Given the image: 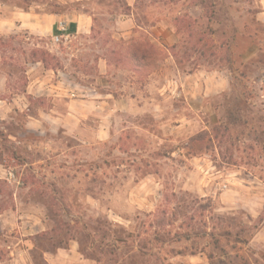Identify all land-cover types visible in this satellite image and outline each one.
Returning <instances> with one entry per match:
<instances>
[{
  "label": "rangeland",
  "instance_id": "rangeland-1",
  "mask_svg": "<svg viewBox=\"0 0 264 264\" xmlns=\"http://www.w3.org/2000/svg\"><path fill=\"white\" fill-rule=\"evenodd\" d=\"M0 2L6 14L93 9L94 34H73L55 43L73 54L72 72H93L95 56L108 52L134 64L138 60L129 52L140 44L148 53L141 61L145 73L134 75L128 65L117 78H136L147 97L160 82L158 68L157 83L151 74L155 53L162 60L156 65L164 84L168 77L187 82L183 75L196 69L228 84L216 94L208 82L201 87L206 95L191 100L180 85L178 97L162 100L160 120L150 111L117 116L110 141L83 144L62 135L50 147L36 142L31 149L26 144L14 148L7 136L14 134V125L3 122L0 158L14 167L15 181L14 186L1 184L0 211L13 205L19 210L14 217H0V264H47L44 251L70 242L83 264H264V249L250 243L264 220V206L256 215L226 206L234 200L250 203L244 187L249 181H258L264 191V14L258 13V0H135L136 17L148 31L159 23L176 32L178 39L161 49L143 31L141 40L112 37L115 13L130 8L124 0ZM24 35L19 31L5 39L21 46L31 41ZM147 107L152 110L154 103ZM131 122H143L151 132L122 129ZM67 123L74 126L75 120ZM27 138L35 139L33 134ZM240 188L244 192L238 193ZM42 226L43 231L28 236ZM30 243L27 256L22 250Z\"/></svg>",
  "mask_w": 264,
  "mask_h": 264
},
{
  "label": "crops",
  "instance_id": "crops-1",
  "mask_svg": "<svg viewBox=\"0 0 264 264\" xmlns=\"http://www.w3.org/2000/svg\"><path fill=\"white\" fill-rule=\"evenodd\" d=\"M124 1L130 8L128 11L115 13L113 25L115 31L112 35L114 39L128 41L139 36L141 40L145 37L141 36L143 31L142 34L146 32L154 36L153 39L158 42L159 49L164 45L170 46L171 41L176 37L178 39L174 30H168L159 23L151 25L148 31L136 17L138 13L134 10L135 0ZM258 3L261 7L258 13L264 14V0H258ZM94 15L93 9H82L74 14L44 13L34 9L6 14L0 2V128L6 131L3 122L14 125V134L7 133L14 148L20 144H26V147L31 149L37 145L36 142L43 148L50 147L55 140L60 141L62 135L78 137L79 142L83 144L110 141L112 132L115 130L114 119L117 116L140 117L147 115L146 113L150 111L156 119L160 120L163 114L162 107H160L162 100L168 97L171 99L178 97L182 93V90H179L180 85L186 86L183 96L188 100L197 94L205 96L206 92L203 93L201 87L205 88L208 82L215 87L216 94L227 90L228 84L225 79L203 73L206 71L202 69L184 74L183 76L189 77L187 82L168 77L164 84L161 80L162 68L156 65L157 63L162 65L161 58L157 59V53L154 55L156 71L151 74L155 75L154 82L157 83L158 68L160 82L158 86L155 85L156 92L149 97L142 93L140 87L142 82L136 78L133 77V80L128 77L117 78L120 70L123 67L126 69L128 65L133 68L129 71L134 75L145 73L142 70H145L143 68H146V65L142 64L141 60L134 64L129 61L121 63L113 58L115 52H108L105 55L95 56L93 72L70 71L68 67L74 57L73 54L63 53L55 44L56 42L53 43L51 40L55 35L59 36L60 41L73 34H94ZM19 31L25 32L27 34L24 35L25 39L31 41L21 46H14L13 42L7 44L9 41L5 38H10ZM35 38H43L45 41H34ZM123 52L124 50L121 54ZM122 56L126 57L125 54ZM173 63L178 68L174 59ZM213 77L214 81L210 80ZM169 87L170 94L167 92ZM186 93L190 96H186ZM148 100L154 103L152 110L147 107ZM186 109L194 111L190 105ZM89 116L92 117L90 123L82 121L84 117ZM68 118L75 120L74 126L73 124L68 126ZM156 123L154 122V128L157 126ZM130 126L140 131L149 130L143 122L122 124V129H130ZM158 126L162 127L161 123ZM29 134H33L35 139H28ZM85 135L88 136L86 139ZM152 137L156 139L157 135L152 134ZM125 139L127 140V137ZM14 176V167L6 166L0 158V199L3 194L1 184L14 186ZM244 187L247 189L250 203L242 204L240 200H234L226 206L245 208L253 215L260 213L264 206L263 187L255 180L249 181ZM242 192L244 189L240 188L238 193ZM18 210L19 208L16 206L14 208V205L7 209L4 208L0 211V217L7 216L8 213L14 217ZM19 217L16 218V222ZM41 231H43V226L36 228L33 233H28V236H34ZM250 243L255 248L264 249V220L253 233ZM32 247L33 244L30 243L28 248L22 250V253L28 256ZM43 255L47 264H83L73 242L51 252L44 251Z\"/></svg>",
  "mask_w": 264,
  "mask_h": 264
},
{
  "label": "trees",
  "instance_id": "trees-1",
  "mask_svg": "<svg viewBox=\"0 0 264 264\" xmlns=\"http://www.w3.org/2000/svg\"><path fill=\"white\" fill-rule=\"evenodd\" d=\"M199 45V44H198ZM144 46H150L149 44H146ZM146 48L142 47V45L138 44L137 46H135V48H133V50H131L130 53V58H132V60L134 61H139V60H145L148 56V53L145 50Z\"/></svg>",
  "mask_w": 264,
  "mask_h": 264
},
{
  "label": "built area",
  "instance_id": "built-area-1",
  "mask_svg": "<svg viewBox=\"0 0 264 264\" xmlns=\"http://www.w3.org/2000/svg\"><path fill=\"white\" fill-rule=\"evenodd\" d=\"M53 40H54V42H58V41H59V36L55 35V36L53 37Z\"/></svg>",
  "mask_w": 264,
  "mask_h": 264
}]
</instances>
